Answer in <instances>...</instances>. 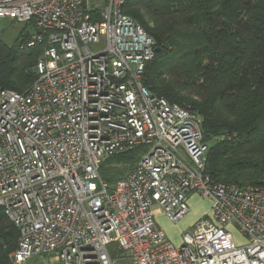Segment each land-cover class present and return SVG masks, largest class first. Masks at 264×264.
I'll list each match as a JSON object with an SVG mask.
<instances>
[{"label": "built area", "instance_id": "obj_1", "mask_svg": "<svg viewBox=\"0 0 264 264\" xmlns=\"http://www.w3.org/2000/svg\"><path fill=\"white\" fill-rule=\"evenodd\" d=\"M126 0H0V18L40 47L31 85L0 87V210L17 233L12 264H264V187L213 183L200 117L143 84L153 42ZM137 151L112 183L105 159ZM191 195L206 215L174 247ZM234 226L244 243L234 241ZM47 263V264H50Z\"/></svg>", "mask_w": 264, "mask_h": 264}, {"label": "trees", "instance_id": "obj_2", "mask_svg": "<svg viewBox=\"0 0 264 264\" xmlns=\"http://www.w3.org/2000/svg\"><path fill=\"white\" fill-rule=\"evenodd\" d=\"M122 13L153 42L144 86L200 117L210 180L264 187V0H126ZM30 38L22 30L15 45L0 40L1 88L22 93L34 81L40 47L19 49ZM136 152L105 159L101 178L130 170ZM16 241L0 210V264H12Z\"/></svg>", "mask_w": 264, "mask_h": 264}, {"label": "rangeland", "instance_id": "obj_3", "mask_svg": "<svg viewBox=\"0 0 264 264\" xmlns=\"http://www.w3.org/2000/svg\"><path fill=\"white\" fill-rule=\"evenodd\" d=\"M24 29H25V25H14L10 19L0 18V40L4 41L9 45L16 44L14 39L18 36L20 31ZM103 170L104 169L102 167L100 169V176L101 174L106 172V170L104 171ZM111 170L113 171L112 175L114 181L119 179L118 176L120 172L122 171L128 172L127 167L125 165L118 167V169L113 168ZM196 198L200 199V201H196L193 206L188 204V208H189L188 214L183 219L179 220L177 223H173L169 221L164 214L163 217L160 216L161 217L160 220H157V216L154 217L155 223H157L159 227L162 229V231L165 233L166 239L176 248L182 244V235L186 232H190L194 223L202 219L209 210L210 206H206L204 204V200L206 199L200 198L198 196H196ZM230 230L233 234L234 241L237 244L244 243V239L238 233V231L234 226H232ZM50 261L51 260L48 258V256L34 257L31 260H29L27 264H47L50 263ZM50 264H57V263H50Z\"/></svg>", "mask_w": 264, "mask_h": 264}, {"label": "crops", "instance_id": "obj_4", "mask_svg": "<svg viewBox=\"0 0 264 264\" xmlns=\"http://www.w3.org/2000/svg\"><path fill=\"white\" fill-rule=\"evenodd\" d=\"M190 199L188 200V204H190V205H194V203L196 202V201H200V199H198V198H196V195H191L190 197H189ZM204 204L206 205V206H210V202L206 199V200H204ZM155 210V216H157V220H160V218L161 217H163V214H161L160 213V211L159 210H157L156 208L154 209ZM161 216V217H160ZM156 225L159 227V225L156 223ZM160 228V227H159ZM161 229V228H160ZM162 230V229H161Z\"/></svg>", "mask_w": 264, "mask_h": 264}, {"label": "bare ground", "instance_id": "obj_5", "mask_svg": "<svg viewBox=\"0 0 264 264\" xmlns=\"http://www.w3.org/2000/svg\"><path fill=\"white\" fill-rule=\"evenodd\" d=\"M26 49V48H25Z\"/></svg>", "mask_w": 264, "mask_h": 264}, {"label": "water", "instance_id": "obj_6", "mask_svg": "<svg viewBox=\"0 0 264 264\" xmlns=\"http://www.w3.org/2000/svg\"><path fill=\"white\" fill-rule=\"evenodd\" d=\"M128 1V0H127Z\"/></svg>", "mask_w": 264, "mask_h": 264}]
</instances>
